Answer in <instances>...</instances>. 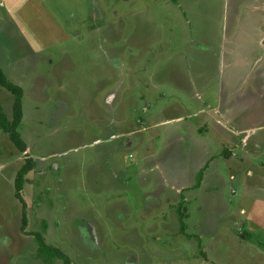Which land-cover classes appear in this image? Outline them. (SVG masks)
Wrapping results in <instances>:
<instances>
[{
	"label": "rangeland",
	"instance_id": "obj_1",
	"mask_svg": "<svg viewBox=\"0 0 264 264\" xmlns=\"http://www.w3.org/2000/svg\"><path fill=\"white\" fill-rule=\"evenodd\" d=\"M100 1L103 10H99ZM8 2L15 4V0ZM57 2L60 22L70 29L78 27L71 24L83 22L76 9L85 3L92 14L99 15V22L62 36L53 20H38L46 14L15 10L22 14L21 23L31 37L39 35L38 29L43 32L44 24L53 28L49 47L44 46L45 38L42 44L33 42L38 50L13 36L11 24L0 23V65L7 78L23 88L24 116L18 131L27 144L26 153H21L9 135L0 132V162L5 165L9 161L0 174V205L8 203L11 218L4 222L10 245L16 247H10V252L5 248L8 250L1 253L0 264H44L36 259L37 244L26 232H43L46 221L49 228H55L44 236L46 243L66 253L73 264H212L211 256L222 258L220 264L238 263L244 256L227 255L231 245L228 249L220 236L228 234L224 231L227 228L233 231L240 227L234 220L242 222L240 211L245 200L241 183H233L228 166L221 164L223 158L218 160L220 175L211 176L213 190L197 189L194 194L195 189H189L196 202L190 201L191 207L189 203L183 210L189 214L185 222L191 239L180 236V229L161 224L163 213L171 217L175 212L174 221L168 223L179 225L176 210L181 199L178 194L173 196L171 185L167 187L161 174L154 172L160 181V198L165 203L171 200V207H147L143 188L156 182L142 180L145 172L152 174L149 170L157 156L163 158L166 152L164 133L169 126L165 119L189 116L184 113L183 101L189 109H196L189 95L195 94L196 83L206 88L227 75L217 49L191 42L212 30L221 35L220 26L227 22L226 4L209 0L208 6L206 0H188L187 7L194 11L187 16L193 27L187 31L184 18L180 19L181 8L170 0ZM46 5L51 7V2ZM111 91L120 95L111 102L113 106L103 101ZM0 101L11 118L13 95L0 87ZM190 124L191 134L197 132L193 119ZM113 134L117 135L111 137ZM96 139L99 142L95 143ZM187 146L182 144L181 150L188 151ZM213 150L221 151L222 146L214 144ZM190 152L191 160H182L189 185L196 182L192 172L199 156L193 144ZM150 155V161L146 160ZM27 158L35 160V168L26 176L23 190L28 206V226L23 231V207L14 196V183L2 175L13 179ZM142 169L145 172H140L129 187L121 180L136 176ZM112 172L119 178H111ZM122 217L123 228H119L115 218ZM89 222L98 232L85 228ZM216 236L221 252L208 249L209 239ZM253 238L260 239L256 234ZM204 246L210 260L204 256Z\"/></svg>",
	"mask_w": 264,
	"mask_h": 264
},
{
	"label": "crops",
	"instance_id": "obj_2",
	"mask_svg": "<svg viewBox=\"0 0 264 264\" xmlns=\"http://www.w3.org/2000/svg\"><path fill=\"white\" fill-rule=\"evenodd\" d=\"M8 1L9 0H0V23L3 26L4 23L11 24L10 27L12 28L13 36L16 34L20 41L24 40L30 42V46L34 45L33 42L38 44L44 43L43 40L45 38L47 43L44 46L49 47L51 45V43H49L51 36L54 34L53 28L44 24L42 27L43 32L38 29L37 33L39 35L36 34L34 37H31L32 35H28L25 31L24 23H21V19L23 20L22 14L16 13L15 10L31 9L35 15L39 13L46 14L44 15L45 17H39L38 20H45L47 22L49 19L53 20V24H55L54 27H57L58 30L63 33L61 34L62 36H68L72 34V31L74 32L75 29H80L81 27L89 29L92 23L96 24L100 19L98 14H92V10H90L86 3L83 6L81 4L80 9L77 8L76 10L77 13L81 12L80 15L83 16V22L75 24L70 23L73 27L78 26L70 29V27H66L60 22V8L57 5V1L59 0H15L14 5H11ZM187 1L188 0H176V2H173L181 8L182 18L180 16V19L183 20L184 18L186 30L191 31L193 28L191 26L192 23H189L190 18H187V16L190 14L191 17V11L194 10H190L187 7ZM191 1H195L194 3H196L200 0ZM206 1L209 6L211 2H209V0ZM221 1H223L222 5L225 3L227 6V17L225 18L227 22L225 26H220L221 35L217 36L215 30H212L209 34L194 37L191 42L194 41L202 48L213 47L217 49L218 61L224 64V68L227 69V75L222 78L220 82L218 80L216 84L209 83L206 88H200L201 84L199 86L196 83L198 88L195 94L189 93L196 109H189L185 101H183V105L185 106L184 113L190 114L189 116H185L184 114L181 116L173 115L175 116L174 118L169 117L170 119H165V124H167V127L169 126L168 129H165L164 133L166 136L164 142V149H166V152L163 158H159L157 156L158 151L155 150L157 158L154 160L151 170H149L152 174L142 169L136 176L121 178V180L123 179L125 185L129 187L132 181L139 179L140 172V175L145 172L146 177L144 175L143 181L147 178L149 184L151 180H155L156 182V185L153 187L147 188V186H142L145 187L143 188V191H145L143 195L147 207L151 204L152 206H164V208H169L171 207V200H166V204L160 198V192L157 191V184L160 181L155 179L154 172L158 171L163 177L166 186L168 187L171 185L170 190L174 191L173 196L178 194L181 201L178 204L179 209L176 210L177 215L175 214L179 221L178 226L169 224L174 221L172 215L175 212L171 214V217L163 213V215H165L164 221L161 216L156 215V218L162 220V225L166 223L168 229L171 227L180 229L179 211L185 213L183 210L184 206L188 205L190 201L196 202V195L194 196L193 192L189 189H194L197 183V177L200 171H203L202 181L199 186L195 188L194 194L197 189L201 192L207 191L209 188L213 190L211 176L214 174L220 175L218 160L223 158L224 161H221V164L225 163L228 166L232 182L239 181L241 183V196L242 200H245V202L244 205L241 206L240 211V213L244 215L242 222L238 224V221L236 219L234 220L237 223V227H240L233 231L230 228L225 229L224 231L228 232V234L223 233L220 236V238H222V244L225 243L228 249L229 245H231L230 249L227 251V255L235 257L238 253H241V255L244 256V258L236 264H264V0ZM50 2L51 7L46 5ZM150 2L152 3V0H150ZM54 4H56L58 8H56ZM99 4L100 9H98L103 10L104 6H101V1ZM36 6L39 9L41 7V10L37 11ZM52 6L54 8H52ZM220 47L228 51L224 52L222 49L219 50ZM37 48L39 47L36 46V49ZM34 53L37 54V51H34ZM191 81L195 82L194 79ZM240 92H243L241 96ZM119 96V93L116 91H111L103 98L104 104L108 103L107 105L113 106L111 102L114 99L119 100ZM161 97L165 98L166 96L162 94ZM192 119L195 123V129L198 131L196 132L194 130V133L191 134L188 127L191 125ZM116 135L117 134H113L111 137H115ZM173 140L174 142L172 143ZM97 142H99V139H96L95 143ZM182 144L184 147L188 145L187 147H189V150L185 152L182 151L180 147ZM192 144L197 147L199 156L196 159L197 164L195 172H192L196 176V182L189 185L185 180L186 171L184 163L182 164V160H191L190 156L192 154L190 150ZM214 144H220L222 150L215 152L213 150ZM125 145L128 146L127 144ZM25 153L26 152H24V154ZM150 157L151 155L148 156L146 160L150 161ZM4 164L5 165L0 162V174L4 169L9 167V161H5ZM2 176H4L2 179L5 181L10 183L12 181L14 183L15 191V174L13 175V179H10V176L7 175ZM110 177L113 179L119 178L117 172H112ZM149 188L153 189L148 191ZM233 191L234 193L237 192L236 190ZM19 203L21 202L19 201ZM190 205L191 203L188 206L191 207ZM8 212V203H6V205L1 204L0 243L3 242V245L0 246V256H2L1 253L3 251L5 252V250L9 249L8 252H10L11 250V238H9V234L6 232L4 222L11 218L10 212L9 214ZM185 214L186 218H188L189 214ZM50 217L52 216L50 215ZM115 220L118 227L123 228V217L115 218ZM169 220L170 222L168 223ZM45 223L47 225V230L43 237L47 235V233L50 234L55 230L53 226L49 228L50 225L47 221ZM90 223L91 222L86 224L85 228H91L94 232H98V228L93 223ZM185 224L186 229L184 233L179 231V234H181L180 236L186 235L187 239H191L193 235L186 233L188 225L186 222ZM231 225L233 226L235 224L231 223ZM255 234L260 239L253 238ZM28 236L33 237V235L29 234ZM217 237L218 236L209 239L210 243L208 244V249L212 247L213 251L217 250L221 252V242L219 243V239H216ZM95 240L96 239L93 241V245L94 243L96 244ZM12 249H16V247ZM204 250L207 259L210 260L205 246ZM15 254H17L16 251ZM211 257L213 258L212 261L210 260L212 264H220L219 262L223 263L222 258H218L217 256ZM17 258V262L20 263L21 261H19L20 257L18 254Z\"/></svg>",
	"mask_w": 264,
	"mask_h": 264
},
{
	"label": "trees",
	"instance_id": "obj_3",
	"mask_svg": "<svg viewBox=\"0 0 264 264\" xmlns=\"http://www.w3.org/2000/svg\"><path fill=\"white\" fill-rule=\"evenodd\" d=\"M176 2V0H173ZM0 87L9 91L13 95V104H12V116H7L4 112L3 105L0 101V132L9 135V140L13 142L16 148L24 153L27 151V144L22 140V136L19 133L18 129L23 120V88L19 85L10 81L2 67L0 66ZM35 168V160L33 158H27L24 165L19 169L16 175L15 180V196L21 202L23 207V216H22V229L25 231L28 226L27 218V205L22 196V191L25 186L26 176ZM203 171H200L197 177V183L194 186V189L199 186L202 181ZM186 214L183 211H179V220H180V232L184 233L186 229V224L184 222ZM44 231L30 234L33 235L35 242L37 244V254L36 258L42 261L44 264H54L57 260H61L64 264H73L71 258L64 253L62 250L56 246L48 245L43 237L44 233L47 230V225L44 222ZM191 237V236H189ZM243 237V236H242ZM206 257V255H204Z\"/></svg>",
	"mask_w": 264,
	"mask_h": 264
},
{
	"label": "flooded vegetation",
	"instance_id": "obj_4",
	"mask_svg": "<svg viewBox=\"0 0 264 264\" xmlns=\"http://www.w3.org/2000/svg\"><path fill=\"white\" fill-rule=\"evenodd\" d=\"M95 244V243H94Z\"/></svg>",
	"mask_w": 264,
	"mask_h": 264
}]
</instances>
